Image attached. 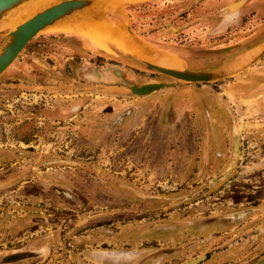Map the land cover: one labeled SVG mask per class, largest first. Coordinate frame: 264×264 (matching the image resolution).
Masks as SVG:
<instances>
[{
    "label": "rangeland",
    "instance_id": "obj_1",
    "mask_svg": "<svg viewBox=\"0 0 264 264\" xmlns=\"http://www.w3.org/2000/svg\"><path fill=\"white\" fill-rule=\"evenodd\" d=\"M115 11L172 68L205 70L264 39V0ZM65 35L41 33L0 76V264H264V55L210 83L140 62L133 85H175L119 105L118 86L55 68ZM115 48L65 60L117 65Z\"/></svg>",
    "mask_w": 264,
    "mask_h": 264
},
{
    "label": "water",
    "instance_id": "obj_2",
    "mask_svg": "<svg viewBox=\"0 0 264 264\" xmlns=\"http://www.w3.org/2000/svg\"><path fill=\"white\" fill-rule=\"evenodd\" d=\"M36 0H0V31L9 28L7 20L14 13L21 11L26 5ZM97 7V0H58L45 7L31 18H28L6 34V40L0 48V76L15 62L31 40L41 33L50 31L49 27H60L70 24L83 13ZM115 22V21H113ZM118 23V22H115ZM127 34L138 44H144L128 25H124ZM264 55V39L252 50H248L235 58L225 60L220 64L199 70H176L164 68L142 60L153 71L170 76L186 83H210L231 78L254 64ZM119 78L120 73H116ZM175 84L146 83L131 85L129 90L134 96H147L161 88L172 87Z\"/></svg>",
    "mask_w": 264,
    "mask_h": 264
},
{
    "label": "bare ground",
    "instance_id": "obj_3",
    "mask_svg": "<svg viewBox=\"0 0 264 264\" xmlns=\"http://www.w3.org/2000/svg\"><path fill=\"white\" fill-rule=\"evenodd\" d=\"M55 1L58 0H36L31 2L21 11L14 13L8 18L7 25L14 30L25 20L31 18ZM127 1L131 3H144L153 0H97V7L94 9L83 13L70 24L60 27H49V30H57L60 33L79 36L99 49H106L109 45H112L120 51L129 52L140 60H145L164 68L184 70L170 67L173 63L170 55L160 50L148 48L146 45L138 44L129 37L123 26L105 16V10L113 9V11L116 10L118 12L121 5Z\"/></svg>",
    "mask_w": 264,
    "mask_h": 264
},
{
    "label": "crops",
    "instance_id": "obj_4",
    "mask_svg": "<svg viewBox=\"0 0 264 264\" xmlns=\"http://www.w3.org/2000/svg\"><path fill=\"white\" fill-rule=\"evenodd\" d=\"M120 23L125 25L123 22ZM64 40L65 41L62 42V45H66L67 48L63 46L64 47L63 49H59V51L55 53V57L58 62L55 68L57 69L59 68V70H63V72H65L66 69H72L74 77L71 81L74 84L77 82L75 79L77 77L81 79L82 82H84L83 79L87 81L84 83V85L93 84L100 87L105 84L116 85L119 88V105L127 104L126 98L127 97L130 98L129 93H131L129 90V86L134 84V82L130 83L129 80H132L131 78L136 76L132 68L138 67L140 65V62L143 63V61L138 59L136 56L132 54L123 53L114 47L117 50V54L119 55L120 58V60H116L119 63L117 65L105 64V65L96 66V63H88V65L84 64L83 66L76 64L74 65L72 62H70V60H72L73 58L70 57L65 60L66 56L69 55V53L72 52L73 49H74L73 52L75 53H81V54L83 53V55L85 54L86 56L85 58L87 60L90 57L92 58V56H90L89 53L93 52V50L97 51V48L91 46V43L88 42L87 40L75 35L66 34ZM40 41L44 42L46 40L41 39ZM254 46H256V43H254L250 48L249 47L244 48L241 51L232 53V57L230 59L235 58L236 56H238L243 52L252 50ZM80 59H84V58H80ZM221 62H215V63L220 64ZM43 66L44 68H47L45 64H43ZM118 72L120 73L119 78L116 75V73ZM83 73L84 75L82 77L80 74ZM100 92L101 94L103 93V91ZM120 113L121 112H119V114ZM134 114L137 115V112L131 111L129 112V115H126L125 112H122L121 117L123 118L133 117Z\"/></svg>",
    "mask_w": 264,
    "mask_h": 264
},
{
    "label": "flooded vegetation",
    "instance_id": "obj_5",
    "mask_svg": "<svg viewBox=\"0 0 264 264\" xmlns=\"http://www.w3.org/2000/svg\"><path fill=\"white\" fill-rule=\"evenodd\" d=\"M239 4H242V3H239ZM235 5H237V4H235ZM241 6V5H240ZM113 65V64H112Z\"/></svg>",
    "mask_w": 264,
    "mask_h": 264
},
{
    "label": "trees",
    "instance_id": "obj_6",
    "mask_svg": "<svg viewBox=\"0 0 264 264\" xmlns=\"http://www.w3.org/2000/svg\"><path fill=\"white\" fill-rule=\"evenodd\" d=\"M131 30H132V28H131Z\"/></svg>",
    "mask_w": 264,
    "mask_h": 264
}]
</instances>
